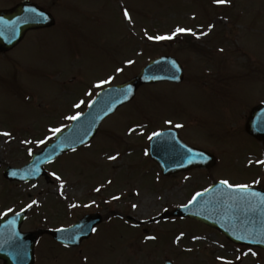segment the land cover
Listing matches in <instances>:
<instances>
[{
	"label": "rangeland",
	"instance_id": "374dc122",
	"mask_svg": "<svg viewBox=\"0 0 264 264\" xmlns=\"http://www.w3.org/2000/svg\"><path fill=\"white\" fill-rule=\"evenodd\" d=\"M103 1L115 6L127 23L126 26L113 6L108 7L107 4L103 9V3L99 0H81L62 12L60 31L53 30L45 38L40 36L38 42L30 37L12 53L10 58L17 62L14 68L7 65V60L0 61V127L21 129L15 136L18 139L10 142H7V137L10 136H0V205L7 198L9 199L2 207L14 205L16 209H20L24 205H31L28 222L22 227L24 230L36 229L37 225L41 228V224L42 228H46L38 216L44 205L48 213L44 216L47 219L45 224L56 227L70 223L71 212L66 214L63 209V213H59L60 207L77 201L85 202L87 192L95 184H99L98 189L106 190L102 193L104 197L98 199L100 202L110 201L112 209L120 208L139 221L151 219L163 208L185 204L191 189L186 190V186L183 189L178 183L176 185L165 180L157 186L156 180L152 179L157 170L141 153L153 133L180 125L178 122L162 123L167 120L184 122L194 115L199 124L190 118L187 126L192 129L195 126L205 128L220 140L223 148L218 151L208 143H196L195 141L206 142L211 139L208 133L204 134L203 129L194 132L190 128L181 130L182 136L186 134L183 136L185 140L194 142L207 151L211 150L219 158L222 157L221 153L228 154L232 151L231 159L230 156L222 157L216 172L212 170L210 174L215 172L219 179L236 184L250 183L260 174V168L241 164V157L243 162L246 159L243 156L246 150L240 149H248L247 146L250 145L255 147V142L242 130H237L240 126L244 128L246 113L243 114L244 117L241 116L240 122L236 121L239 120L240 111L237 101L251 105L264 95L261 91L263 87H257L252 82L253 79H249L252 75V60L257 61L255 72H259V61L262 62L261 57H264V0H228L233 6L227 13L231 16L229 20H220L218 10L211 13L213 11L208 7V0H200L198 4L194 3L196 0H129L134 8L126 0H118L123 2L121 5L116 0ZM8 4V0H0V8L8 7ZM122 5L130 8L132 16L137 10L140 11L139 16L148 13L146 25L149 27L153 11L163 7L160 12L156 10L159 14H155L152 21L156 29L167 32V36L175 32L172 44L163 42L157 45L150 42L149 36L143 35L140 28L136 31L138 38H134V27L123 14ZM191 5L203 6L205 9L202 10L209 11L214 17L218 16L216 20L211 19H214L212 22L215 29L207 39L202 40L203 46L198 40V28L191 34L176 33L177 28H173L174 24L181 25L178 28L184 29H188L185 26L193 28L206 24L200 11L197 10L198 13L195 14L197 11L189 8ZM185 8L193 10L191 16ZM139 16H134V19L143 23L146 17ZM151 32L156 33L155 30ZM123 33H127L128 42L123 40L126 38ZM155 36L157 34L152 35ZM166 53L185 64L184 85L158 84L141 87L133 103L120 107L102 123L98 136L89 148L69 153L53 163L52 167H48V173H55L60 177L59 180L52 175L54 179L49 185L37 182L24 187H9L1 179L6 166L18 168L27 162L31 153L42 148L40 142L50 137L49 134L44 135V132L50 133L48 129H55L57 124L58 127H63L59 122L64 120H59V114L61 119L65 113L73 110L71 106L76 100L87 102V97L97 93L99 89L95 91V87L91 88L94 82L100 81L103 87L118 84L135 74L154 55ZM120 64L128 69L115 70ZM253 76L260 82L264 79L262 73ZM68 79L69 84H66ZM12 80L16 83L13 84ZM203 88L208 92L203 91ZM233 91L234 95L231 96ZM218 92L225 94V98L214 97ZM231 124L237 132L227 129ZM22 128L47 130L36 133ZM133 128L139 129L131 131ZM200 181L204 183L203 179ZM75 182L81 186H77ZM193 183L196 184L194 181ZM10 188L13 190L9 191ZM135 190L139 194L133 193ZM92 196L87 199L95 200ZM118 203L119 207H116ZM133 205L136 207L133 208ZM122 211L118 214H122ZM123 221L119 216L112 217L108 225L99 227L94 235V242L75 250L65 249L48 238H42L35 249L36 264H162L168 257L174 258L177 264H207L202 259H196L194 250L192 253H180L183 248L190 246L189 243L194 247L201 246L200 256L211 251L218 253L217 248L209 243L204 245L187 242V238L172 240L176 231L192 236L204 234L205 230L199 224L179 221L176 225L163 226L160 222L148 230L152 234L157 233L152 242L145 238L141 242L140 236L135 239L130 226L124 227ZM149 225L151 224H144L143 228ZM144 233L150 235V232ZM208 234L213 236H208L210 240L217 238L212 233ZM255 256L253 261L246 260L247 264H264V254Z\"/></svg>",
	"mask_w": 264,
	"mask_h": 264
},
{
	"label": "water",
	"instance_id": "95a60500",
	"mask_svg": "<svg viewBox=\"0 0 264 264\" xmlns=\"http://www.w3.org/2000/svg\"><path fill=\"white\" fill-rule=\"evenodd\" d=\"M14 15V17H12V15H5L7 20L6 22H2L4 24V27L0 32V41L2 42H4L5 40L11 42L18 36L19 33L23 31L24 25L19 24V18L22 17L21 11L15 12ZM0 21L2 20L0 19ZM162 62H164V60L151 62L135 79L124 85L111 88L103 92L100 97H98L93 102L87 113H85L82 117L74 120L72 125H70L65 131L56 135L55 142L52 145L48 146L40 154L33 156V159L28 166L18 171L7 170L5 176L9 177L10 179H19L27 175L32 176L35 173L36 174L34 176H38L39 170L42 169L45 163L55 159L56 157L70 149H74L83 145L88 140H90L96 133V130L101 121L106 116L113 113L115 109L121 104L131 100L134 94V90H136L138 86L143 83H152L159 80L174 82H178L179 80H181V73L175 64L171 65L167 71H160L163 68ZM248 127L249 132L252 135L256 136L257 138H264V133L259 130L264 129V108L257 112L254 121L249 124ZM153 141L155 142V140ZM152 144L150 145V148H152ZM191 154H193L194 156L197 154L199 155V153L196 152ZM155 160L159 163L160 166L163 167V164H161L158 159ZM193 160L195 159H190V161ZM191 207H194V203L191 205ZM189 215L194 219L203 221V218L199 215H194L192 213H190ZM18 218V216H15L8 220H4L2 223L0 222V259L4 262V264H33L34 237L32 235H25L27 240L26 242L13 241V238H11L12 233L14 234V238H18L16 236V231L21 222V218L19 219V221L17 220ZM251 218L256 223L251 231L257 232V235L258 232H260L262 236L264 230V212L261 210H255L253 213H251ZM91 220H83L78 227L87 224H94L95 222ZM15 221H18V223H15ZM260 241L261 242H252L251 244L264 248L263 237H260Z\"/></svg>",
	"mask_w": 264,
	"mask_h": 264
},
{
	"label": "flooded vegetation",
	"instance_id": "af4514ba",
	"mask_svg": "<svg viewBox=\"0 0 264 264\" xmlns=\"http://www.w3.org/2000/svg\"><path fill=\"white\" fill-rule=\"evenodd\" d=\"M8 2H9L8 4L9 6L8 7L6 6L5 8H0V11H11L14 8H16L18 4L25 2L26 4L33 5L34 7L38 8L42 12V13H39L40 15H37L36 13L31 15V19L35 17L34 21L31 22L33 23L34 26L32 25L30 26L29 24V29L31 30L24 31L22 37L19 39V41L15 45H13L7 51L0 50V61L5 62L7 60V65L14 68L17 65V62L10 58L12 53L17 51L18 47L22 43L27 41L28 38L30 37H32L35 42H38L40 36H44L45 38L47 33L51 34V32H54L53 30L60 31L62 29V21H61L62 9L70 8L73 5L74 1L73 0H13L12 3H10V0H8ZM257 67H258V64L256 63V60L253 59L252 69H251L252 74H256V73L264 74V65L262 66L259 65V68H260L259 72H255V70H257ZM261 82L264 87V79ZM237 103L240 104L239 101H237ZM189 174L190 172H184V173H179V174L168 176V177L161 176L162 177L161 179H162V182L165 180V181H172L176 184L177 183L180 184V181H181L183 184L185 183L187 178L189 179ZM76 208L78 209V207ZM90 211L100 213L103 216V222L105 223L108 221L109 216L111 214V207H110V204H107L105 201L104 203L99 201V204H97L95 207L90 208ZM76 221H78L77 214H76L74 222ZM60 227H57V228H60ZM205 230H208V229L205 228ZM87 240L86 239L82 240L80 242V245L86 244ZM224 247L231 248L232 246L231 247L224 246ZM222 250L225 253L227 252L224 249Z\"/></svg>",
	"mask_w": 264,
	"mask_h": 264
},
{
	"label": "snow or ice",
	"instance_id": "6c2138e0",
	"mask_svg": "<svg viewBox=\"0 0 264 264\" xmlns=\"http://www.w3.org/2000/svg\"><path fill=\"white\" fill-rule=\"evenodd\" d=\"M216 2L219 3V4H224L226 2V0H216ZM28 11H31V12L35 13V9H29ZM37 15H40V14H37ZM124 15H125L126 18H128L129 14H128L127 11H125ZM41 18H43V17H41ZM33 19H35V17H33ZM24 22L27 23V22H30V21L26 19ZM187 31H190V30L184 29V28H177L176 29V33H183V32H187ZM174 35H175V33H174ZM148 39L149 40H156V41L169 40V39H172V36H155V37L149 36ZM129 63H131V61H129ZM97 86H100V85H97ZM70 119L76 120V119H78V117L77 116H73V117H70ZM177 127H179V125H177ZM59 131H60V129H52L53 133H56V132H59ZM0 135L9 136L10 133L4 132V133H0ZM160 135H161V133H153V137L160 136ZM153 137H149V139H152ZM40 143H43V141H41ZM110 159H115V157H110ZM261 163H264V161H262ZM52 175L55 177V179H57V180L60 179V177L56 176L55 173H53ZM220 183L222 185H224L225 187L229 188V189H233L234 191H237V192L241 193L240 199L242 201H249L251 203L252 201H251L250 198H258L260 196L259 193L250 191V186L249 185H236V186H233V185L229 184V182L226 181V180H222V181H220ZM61 187H63V186L61 185ZM200 195H201V193H197L196 194V196H200ZM195 199H196V197L194 196L193 200H195ZM191 202L192 201H189V203H191ZM33 203H35V201H33ZM256 206L257 207L264 206V199H260L259 200V204H257ZM29 207H31V205H29ZM135 207H136V205H133V208H135ZM61 231H63V229H61ZM91 231L95 232L96 229L92 228ZM238 239H244V237H238ZM253 255H255V253H253ZM229 264H231V262H229Z\"/></svg>",
	"mask_w": 264,
	"mask_h": 264
}]
</instances>
